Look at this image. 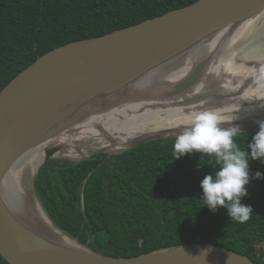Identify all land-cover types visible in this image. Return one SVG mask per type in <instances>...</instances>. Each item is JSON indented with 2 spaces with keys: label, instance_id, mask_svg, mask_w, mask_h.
I'll return each mask as SVG.
<instances>
[{
  "label": "trees",
  "instance_id": "16d2710c",
  "mask_svg": "<svg viewBox=\"0 0 264 264\" xmlns=\"http://www.w3.org/2000/svg\"><path fill=\"white\" fill-rule=\"evenodd\" d=\"M195 1L0 0V92L56 47ZM258 131L237 138L241 149ZM175 138L98 151L81 160L55 155L36 174L35 191L55 224L98 254L130 257L214 243L264 264V178L251 180L242 198L253 208L251 218L231 221L226 209L213 212L200 199V182L215 171L214 160L200 153L174 159ZM250 170L264 173V163L250 161ZM0 264H9L1 253Z\"/></svg>",
  "mask_w": 264,
  "mask_h": 264
},
{
  "label": "bare ground",
  "instance_id": "6f19581e",
  "mask_svg": "<svg viewBox=\"0 0 264 264\" xmlns=\"http://www.w3.org/2000/svg\"><path fill=\"white\" fill-rule=\"evenodd\" d=\"M263 17L264 10L134 69L79 103L72 114L59 113L40 125L30 140L43 133L45 140L20 154L3 180V201L13 219L62 249L91 252L55 224L33 192L47 146L54 141L58 146L69 144L65 157L70 159L75 152L88 156L99 143L106 150L119 151L143 139L178 134L193 112L205 109H221L229 119L238 115L233 123L241 128L259 127L252 123L264 119V54L257 46L251 50L249 44L258 36L256 25ZM198 66V80L181 89ZM83 139L94 141L84 143L81 150L76 141Z\"/></svg>",
  "mask_w": 264,
  "mask_h": 264
},
{
  "label": "water",
  "instance_id": "95a60500",
  "mask_svg": "<svg viewBox=\"0 0 264 264\" xmlns=\"http://www.w3.org/2000/svg\"><path fill=\"white\" fill-rule=\"evenodd\" d=\"M263 10L264 0H197L128 27L56 47L13 78L0 92V253L9 264H258L214 243H189L130 257L65 250L13 219L3 201L2 185L27 145L35 144L43 135L45 140L44 133L30 140L40 125L51 122L59 113L72 114L79 103L132 70ZM200 70L198 66L181 89L194 84ZM55 155V149H47L41 166ZM209 248L212 250L206 256L201 254Z\"/></svg>",
  "mask_w": 264,
  "mask_h": 264
},
{
  "label": "clouds",
  "instance_id": "9594fccd",
  "mask_svg": "<svg viewBox=\"0 0 264 264\" xmlns=\"http://www.w3.org/2000/svg\"><path fill=\"white\" fill-rule=\"evenodd\" d=\"M240 117L229 119L221 109H205L193 112L188 124L176 135L173 158L178 160L189 154L200 153L214 160L215 171L205 175L200 182L206 207L216 212L227 210L231 221L246 223L253 214L251 205L242 203L248 195L247 185L251 180L264 178V173L250 170V161L264 163V120H258L259 131L252 136L247 149H241L237 138L245 133L239 124ZM229 126H223L225 123ZM199 167V165H198ZM211 248L201 251L205 256Z\"/></svg>",
  "mask_w": 264,
  "mask_h": 264
},
{
  "label": "rangeland",
  "instance_id": "374dc122",
  "mask_svg": "<svg viewBox=\"0 0 264 264\" xmlns=\"http://www.w3.org/2000/svg\"><path fill=\"white\" fill-rule=\"evenodd\" d=\"M264 17L263 18H261L259 21H258V23H257V25H256V35H258V36H256V38H255V40H254V42L253 43H251V44H249V47H251L250 49L251 50H255V48H256V46L258 47V50H260V52H262L263 54H264ZM258 42V43H257ZM253 44L255 45V46H253ZM253 46V47H252ZM186 81V80H185ZM184 82V81H183ZM183 84V83H182ZM264 120V119H263ZM252 125H258V123H256V122H254V123H252ZM171 135H174V134H170V135H166V136H171ZM44 135L41 137V139H39V141H36V143L35 144H38V143H41L43 140H44ZM162 137H164V136H162ZM144 140V139H143ZM87 141H89V143L90 144H93L92 142L94 141L93 139H83V140H81V141H79V140H77L76 141V144L78 143V145H79V147L81 148V150L85 147V145H83L84 143H86ZM55 142H57V141H54V143L53 144H49L47 147H48V149H55L56 150V155H58V156H66L67 154H69L68 153V151L66 150V149H71L70 147H69V144H67L66 146H63L62 144H60L59 146H58V143H55ZM141 142V141H140ZM34 143H32V144H28L27 145V147L25 148V150L24 151H26L29 147H31L32 145H35ZM99 144H101V143H99ZM99 144H97L98 145V147L96 148H93L92 150H91V152L89 153V155H91V154H93V153H95V152H97V151H108L109 152V150L107 149L106 150V148H102L101 147V145H99ZM65 150V151H64ZM67 152V153H66ZM73 159L74 160H80V159H82V158H85V157H82V156H80L79 155V153H77V152H75V153H73ZM34 186V185H33ZM33 192H34V194L35 195H37V193H36V191H35V187H34V190H33ZM34 194H33V196H34ZM38 196V195H37ZM39 197V196H38ZM40 199V198H39ZM40 201H41V199H40ZM41 203H42V201H41ZM34 205V204H33ZM32 205V203L31 202H28V207L30 208V209H32L34 212H37V209H36V207L35 206H33ZM42 205H43V203H42ZM44 206V205H43ZM59 227V226H58ZM60 228V227H59ZM61 229V228H60ZM62 230V229H61ZM64 232V231H63ZM66 233V232H65ZM67 234V233H66ZM67 235H69V234H67ZM69 236H71V235H69ZM71 237H73V236H71ZM73 238H75L83 247H85L86 249H88L89 251H92L90 248H89V246L87 245V244H83L82 242H80L79 241V239L77 238V237H73ZM92 252H94V251H92Z\"/></svg>",
  "mask_w": 264,
  "mask_h": 264
},
{
  "label": "built area",
  "instance_id": "2783aa9c",
  "mask_svg": "<svg viewBox=\"0 0 264 264\" xmlns=\"http://www.w3.org/2000/svg\"><path fill=\"white\" fill-rule=\"evenodd\" d=\"M88 156H89V155H88ZM86 157H87V156H86ZM86 157H85V158H86ZM82 159H83V158H82ZM80 160H81V159H80Z\"/></svg>",
  "mask_w": 264,
  "mask_h": 264
}]
</instances>
